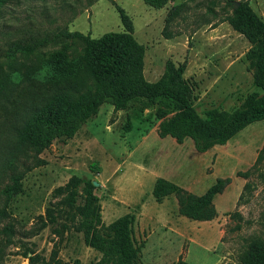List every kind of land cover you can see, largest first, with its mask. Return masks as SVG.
Wrapping results in <instances>:
<instances>
[{
  "label": "rangeland",
  "instance_id": "1",
  "mask_svg": "<svg viewBox=\"0 0 264 264\" xmlns=\"http://www.w3.org/2000/svg\"><path fill=\"white\" fill-rule=\"evenodd\" d=\"M227 1L173 0L155 10L141 0H9L0 8V60L12 43H32L62 29L91 38L123 32L115 9L119 6L131 19L134 38L145 48L146 81L156 82L167 61L185 63L184 77L192 85L197 113L204 117L210 109L230 112L257 89L246 61L250 45L224 21L231 13ZM249 3L255 11L256 1ZM182 4L180 15L167 25L168 11ZM66 45L69 55L82 52L80 42ZM60 47L49 44L40 49L33 63ZM157 108L153 104L142 109L139 102H132L127 110L116 112L103 104L72 139L54 141L43 151L39 158L45 164L25 174L23 192L10 201V216L0 225V264H31L32 256L36 257L34 264H52L53 257L70 264H94L100 259L98 252L85 245L66 211L55 224L41 228L47 208L58 201L53 190L73 175L99 183L95 194L105 221L114 217L110 214L113 208L124 213L125 206H116L114 200L120 190L135 191L142 175L149 186L144 200L153 199V178L167 179L196 195H202L218 178H231L223 193L214 198L217 216L213 220L198 222L171 214L175 199L171 196L165 204L171 218L156 205V213L134 222L133 234L141 264H172L180 257L189 264H241L245 241L254 236L264 239V164L252 169L264 146V120L250 124L226 144L199 153L190 139L181 144L170 137L161 141ZM140 137L145 138L139 146ZM91 165L99 173L92 172ZM114 167L112 176L102 178ZM248 171L252 174L247 179L237 176ZM246 182L252 188L239 201ZM138 207L130 213L136 216ZM177 230L183 232L182 246Z\"/></svg>",
  "mask_w": 264,
  "mask_h": 264
},
{
  "label": "trees",
  "instance_id": "2",
  "mask_svg": "<svg viewBox=\"0 0 264 264\" xmlns=\"http://www.w3.org/2000/svg\"><path fill=\"white\" fill-rule=\"evenodd\" d=\"M160 10L173 0H141ZM9 0H0V8ZM231 13L224 21L242 35L250 47L246 61L252 71L257 91L249 94L233 111L210 109L201 117L193 105V88L184 77L186 64L167 61L162 76L153 83L143 74L145 48L133 36V24L119 6H115L123 32H108L91 38L79 32L62 29L32 43H12L0 60V225L9 218L10 201L23 192L26 173L45 162L39 158L54 141L72 139L82 126L95 117L103 104L125 111L132 102L142 109L158 104L156 117L159 138L169 136L178 144L185 139L203 153L224 145L252 123L264 120V21L252 9L249 0L230 4ZM185 4L172 7L166 24L173 22ZM1 10V9H0ZM1 20V11H0ZM166 39L170 35L164 31ZM80 42L82 52L69 55L68 42ZM61 47L47 58L33 63L40 49ZM126 131L130 130L127 123ZM264 164V146L258 152L252 169ZM90 170L99 173L94 165ZM251 171V170H250ZM237 173L247 179L252 172ZM93 180L73 175L53 190L58 199L46 210L42 227L53 225L66 211V218L82 233L86 246L100 254L94 264H141L140 247L135 243V216L124 215L106 225L101 216L97 187ZM231 178H218L202 195H196L177 184L157 178L152 196L157 203L173 196L178 213L187 219L208 222L217 216L214 198L223 193ZM252 184L246 182L239 201ZM241 264H264V239L254 236L245 241ZM31 264L36 257H29ZM52 264H70L55 257ZM74 264H79L75 262ZM172 264H189L179 258Z\"/></svg>",
  "mask_w": 264,
  "mask_h": 264
},
{
  "label": "crops",
  "instance_id": "3",
  "mask_svg": "<svg viewBox=\"0 0 264 264\" xmlns=\"http://www.w3.org/2000/svg\"><path fill=\"white\" fill-rule=\"evenodd\" d=\"M255 1H256V4H257V6L255 8V11L257 12V14L264 21V0H255ZM140 138H141L140 141H137V145H139V146L144 141V140H142V138L144 139L145 137H140ZM168 138H169V136L161 139V141H165ZM115 167L112 168V169H110V171L108 173L104 172L101 175V176H103L102 178H104L105 176H107V174H111V176H112V174L116 170ZM146 179H147L146 178V175H142L141 177H139V179H138V181H137V183L135 184V187H134V190L135 191H130L128 193H125L123 190H120V192H119V198H116V200H114V202H115V205L116 206H118L119 204H122L123 206H125V211L122 214V213H119L120 209H118V210L116 209V211H115V209L113 208V210L111 211L110 214H111V217H113V216L114 217L112 219H108L107 221H105L104 218L102 219L103 222L104 221L106 222L105 223L106 225L112 223L113 221H115L116 219H118V218H120V217H122L124 215H127V214L134 215V214H132L130 212H131V208L132 207H136V206H139V207H138V213L135 216V221L138 220V219H140V221H142L151 212L156 213L157 212L156 211V205L157 206H161L162 209L164 208L165 217H168V214H169V218H171V214H175V215L180 216L179 213H178V206H177V202H176L175 199H173L174 202H173L172 207H171V214L170 213H167L165 204H166V202L169 200V198L171 196L168 197V198H165L161 203H157L154 198L151 199L150 197H148V199L144 200L146 198L147 189L149 191V188H148L149 186H147L148 185L147 184L148 183V180H146ZM156 179L153 178V179H151V181L155 183ZM98 185H99V183H98ZM153 186H154V184H153ZM140 193H141V195L138 196ZM125 194L127 195V197H125ZM153 215L150 214L151 217H153ZM180 217H182V216H180ZM175 233L178 234L179 236H181V238H182L181 246H182L183 243H184L183 232L180 231V230L179 231L177 230V231H175ZM170 236H172V233L171 234L169 233L168 237H170Z\"/></svg>",
  "mask_w": 264,
  "mask_h": 264
},
{
  "label": "water",
  "instance_id": "4",
  "mask_svg": "<svg viewBox=\"0 0 264 264\" xmlns=\"http://www.w3.org/2000/svg\"><path fill=\"white\" fill-rule=\"evenodd\" d=\"M93 185H94L95 187H97V186H98V183H97L96 181H94V182H93Z\"/></svg>",
  "mask_w": 264,
  "mask_h": 264
}]
</instances>
